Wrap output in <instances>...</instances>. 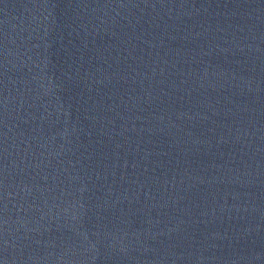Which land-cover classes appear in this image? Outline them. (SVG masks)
Listing matches in <instances>:
<instances>
[{
	"label": "water",
	"instance_id": "1",
	"mask_svg": "<svg viewBox=\"0 0 264 264\" xmlns=\"http://www.w3.org/2000/svg\"><path fill=\"white\" fill-rule=\"evenodd\" d=\"M0 264H264V0H0Z\"/></svg>",
	"mask_w": 264,
	"mask_h": 264
}]
</instances>
